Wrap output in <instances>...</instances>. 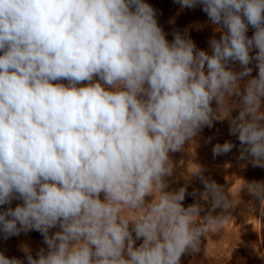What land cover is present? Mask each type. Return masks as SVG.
Listing matches in <instances>:
<instances>
[{
	"label": "clouds",
	"instance_id": "9594fccd",
	"mask_svg": "<svg viewBox=\"0 0 264 264\" xmlns=\"http://www.w3.org/2000/svg\"><path fill=\"white\" fill-rule=\"evenodd\" d=\"M176 2L220 33L210 52L170 42L146 0H0V233L46 245L0 264H181L222 230L228 191L198 166L185 206L170 153L228 118L240 158L264 167V0ZM241 189L264 209V182Z\"/></svg>",
	"mask_w": 264,
	"mask_h": 264
},
{
	"label": "rangeland",
	"instance_id": "374dc122",
	"mask_svg": "<svg viewBox=\"0 0 264 264\" xmlns=\"http://www.w3.org/2000/svg\"><path fill=\"white\" fill-rule=\"evenodd\" d=\"M252 67L255 76L258 70L254 65ZM229 102L236 103L237 98L232 97ZM213 107H216L215 102ZM238 111L233 108L231 116L238 115ZM229 127L228 118L214 121L211 128L204 127L192 141L186 142L183 151L170 153L174 164L173 175L166 178L170 190L187 185L186 199L192 191L196 195L191 204L195 202L204 191V185L198 177H188L187 173L199 166L206 178L228 191L233 202V208L224 213L228 218L224 220L222 230L205 234L206 248L202 255L192 262L182 257L181 264H264V214H260L264 209L260 210L259 201L246 189H241L244 183L264 182V167H254L249 160L240 158V142L230 134ZM225 141H231L235 147L227 154L214 156L213 146ZM15 203L14 200L11 206L15 207ZM221 213V209H216L213 214ZM23 247L30 248L35 255L46 245L37 231L21 232L7 239L0 233V252L6 256L24 259Z\"/></svg>",
	"mask_w": 264,
	"mask_h": 264
},
{
	"label": "trees",
	"instance_id": "16d2710c",
	"mask_svg": "<svg viewBox=\"0 0 264 264\" xmlns=\"http://www.w3.org/2000/svg\"><path fill=\"white\" fill-rule=\"evenodd\" d=\"M157 13V21L164 31L166 38L171 42L174 34L179 32L186 34L196 45L198 49L210 52L209 42L212 38H219L220 33L215 30L214 26L209 22L207 15L197 5L195 8L181 7L176 0H146ZM250 33V34H249ZM248 33L249 37L253 34V30ZM236 69L239 67L235 65ZM193 192L191 191V194ZM193 195L184 201L185 206L191 204ZM139 243V241H138ZM206 248V237L203 236L199 245V251L195 253L185 254L189 262L196 257H200Z\"/></svg>",
	"mask_w": 264,
	"mask_h": 264
},
{
	"label": "crops",
	"instance_id": "0c3cea01",
	"mask_svg": "<svg viewBox=\"0 0 264 264\" xmlns=\"http://www.w3.org/2000/svg\"><path fill=\"white\" fill-rule=\"evenodd\" d=\"M15 202H16L15 205L18 204V203H20V201H15Z\"/></svg>",
	"mask_w": 264,
	"mask_h": 264
}]
</instances>
